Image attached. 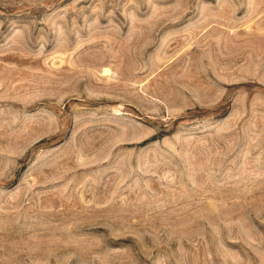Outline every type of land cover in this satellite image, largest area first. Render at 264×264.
<instances>
[{"label": "rangeland", "instance_id": "1", "mask_svg": "<svg viewBox=\"0 0 264 264\" xmlns=\"http://www.w3.org/2000/svg\"><path fill=\"white\" fill-rule=\"evenodd\" d=\"M0 264H264V0H0Z\"/></svg>", "mask_w": 264, "mask_h": 264}]
</instances>
